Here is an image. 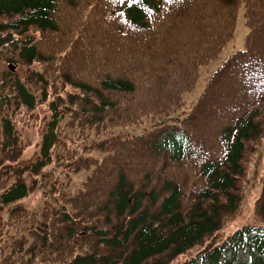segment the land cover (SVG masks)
Returning a JSON list of instances; mask_svg holds the SVG:
<instances>
[{
	"label": "trees",
	"instance_id": "trees-1",
	"mask_svg": "<svg viewBox=\"0 0 264 264\" xmlns=\"http://www.w3.org/2000/svg\"><path fill=\"white\" fill-rule=\"evenodd\" d=\"M241 11L244 48L179 124L97 140L169 116ZM0 62L17 67L0 78V145L42 135L31 185L0 193V264H264V170L253 225L230 224L264 144V0H0ZM91 137L99 158L73 154ZM81 171L76 193L60 185ZM36 191L40 212L18 207Z\"/></svg>",
	"mask_w": 264,
	"mask_h": 264
},
{
	"label": "rangeland",
	"instance_id": "rangeland-1",
	"mask_svg": "<svg viewBox=\"0 0 264 264\" xmlns=\"http://www.w3.org/2000/svg\"><path fill=\"white\" fill-rule=\"evenodd\" d=\"M246 34L247 28L244 24L243 11H241L238 15L235 35L232 41H230L223 52H221L217 60L202 68L197 89L192 93L186 94L178 103V105L174 106V111L169 114V116L167 115L168 117L160 116V118L154 119L153 117L146 116L137 124L111 128V132L105 136L102 134L97 140L119 136L132 137L134 135L144 134L152 131L153 129L157 128V126H160V124H179L187 115L191 113L203 90L205 89L210 77L215 73L220 65L224 64L228 57H230L232 54L234 55L236 51L238 52L239 50L243 49ZM8 72V65L0 62V78H2V76ZM131 107L134 108L135 106L131 105ZM17 131L19 141L16 147L4 150L0 145V193L4 190H7L16 183L23 182L27 185H31L33 182V176L30 174L29 168L39 158L42 135L39 129H23L22 126L18 127ZM92 140L93 137L87 140V142L76 141V143L73 145L75 149V152L73 150V154L84 157L93 156L95 158H99V155L96 153H84V149L90 145ZM263 170L264 144L261 146L251 170L250 181L247 186L245 198L240 212L238 216L235 217L234 221L230 223L233 226L232 228H234V226L240 227L243 224L253 225L254 204L261 192ZM48 171H55L57 174L60 169L56 168L55 165H52L49 167ZM88 175V172L81 171L76 174L70 173L67 177L60 176V185L64 186L68 192L74 194L80 188H82ZM46 201L47 200L43 198V195L36 191L21 201L18 204V207L26 210L29 213H38L43 208ZM10 210L11 208L4 209L1 212L0 216L3 217L4 221L10 216ZM230 224H227L226 228L217 236L216 243H222L232 233V230L229 228ZM224 256L226 258H230L231 254L227 253ZM236 257L237 260L239 258L245 260L248 255L245 253V251H241L238 255H236Z\"/></svg>",
	"mask_w": 264,
	"mask_h": 264
},
{
	"label": "water",
	"instance_id": "water-1",
	"mask_svg": "<svg viewBox=\"0 0 264 264\" xmlns=\"http://www.w3.org/2000/svg\"><path fill=\"white\" fill-rule=\"evenodd\" d=\"M10 69L13 70V68L10 66Z\"/></svg>",
	"mask_w": 264,
	"mask_h": 264
}]
</instances>
